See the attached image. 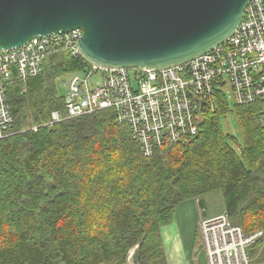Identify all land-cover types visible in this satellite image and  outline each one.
<instances>
[{"label":"trees","instance_id":"trees-1","mask_svg":"<svg viewBox=\"0 0 264 264\" xmlns=\"http://www.w3.org/2000/svg\"><path fill=\"white\" fill-rule=\"evenodd\" d=\"M92 65L67 52L9 89L12 133L0 138V264H169L162 226L184 200L221 191L225 212L247 233L264 231V114L216 94L199 133L142 154L112 109L43 125L64 109L57 78ZM235 112L243 143L224 129ZM40 125L38 129L30 128ZM264 264V232L248 247Z\"/></svg>","mask_w":264,"mask_h":264},{"label":"built area","instance_id":"built-area-1","mask_svg":"<svg viewBox=\"0 0 264 264\" xmlns=\"http://www.w3.org/2000/svg\"><path fill=\"white\" fill-rule=\"evenodd\" d=\"M82 34L81 28H75L0 49V138L10 135L14 125L10 87L40 75L53 54L80 56ZM97 77L100 80L95 82ZM64 83V109L52 111L43 125L113 109L119 121L129 124L145 156L166 144L185 143L199 133L204 113L217 109L216 94L225 95L227 86L234 103L261 102L264 108V0L249 2L227 41L181 65L160 70L91 66L71 73ZM200 226L209 264H254L248 247L264 231L247 233L226 212L203 217Z\"/></svg>","mask_w":264,"mask_h":264},{"label":"water","instance_id":"water-1","mask_svg":"<svg viewBox=\"0 0 264 264\" xmlns=\"http://www.w3.org/2000/svg\"><path fill=\"white\" fill-rule=\"evenodd\" d=\"M251 0H0V49L33 37L83 30L80 56L100 68L160 70L227 41ZM208 216L206 197L199 199ZM135 247L129 264H138Z\"/></svg>","mask_w":264,"mask_h":264},{"label":"rangeland","instance_id":"rangeland-1","mask_svg":"<svg viewBox=\"0 0 264 264\" xmlns=\"http://www.w3.org/2000/svg\"><path fill=\"white\" fill-rule=\"evenodd\" d=\"M71 73L65 74L57 78L56 85L58 87L60 95H64L67 92V86L64 83V80L68 79ZM100 80L99 77L95 79V82ZM225 95L229 98L230 102L232 101V91L229 86L225 87ZM224 129L226 132L231 133L236 136L238 145L233 143L234 147L237 149L240 148L239 145L243 143V135L239 125V120L235 112L229 113L222 118ZM30 128L34 129V126ZM207 204L209 209V215H213V212H221L225 209L224 199L221 191H215L207 195ZM202 209L200 208L199 200L189 199L181 202L176 211L175 215V224L179 231V237L182 241V248L180 249L181 255L185 256L189 264H209L206 250L201 245V226L200 222L203 218ZM178 235H174L171 240L168 239L166 235V241L163 238V244L166 249L167 257L168 252L174 250V241ZM175 252V251H174ZM169 264H173L171 258L168 257Z\"/></svg>","mask_w":264,"mask_h":264},{"label":"crops","instance_id":"crops-1","mask_svg":"<svg viewBox=\"0 0 264 264\" xmlns=\"http://www.w3.org/2000/svg\"><path fill=\"white\" fill-rule=\"evenodd\" d=\"M223 212H225V211H223ZM213 213H214L213 215H209V209H208V216L212 217V216L219 214V212H213ZM175 218L176 217H174V219ZM175 222L176 221L173 220L171 223L162 226V236L164 238V241H166V235H168L169 240H171L174 235L176 236V234L179 237V234H178L179 231H178V228H177ZM182 244L183 243L180 240V237H179V240L176 238L174 241V247H173L174 250L172 252H168V257L171 258V261L173 262V264H189V262H187L186 257L181 255L180 249L182 248ZM60 264H64V263H60Z\"/></svg>","mask_w":264,"mask_h":264},{"label":"bare ground","instance_id":"bare-ground-1","mask_svg":"<svg viewBox=\"0 0 264 264\" xmlns=\"http://www.w3.org/2000/svg\"><path fill=\"white\" fill-rule=\"evenodd\" d=\"M113 110V109H112ZM114 112H115V110H113ZM115 114H116V112H115Z\"/></svg>","mask_w":264,"mask_h":264}]
</instances>
